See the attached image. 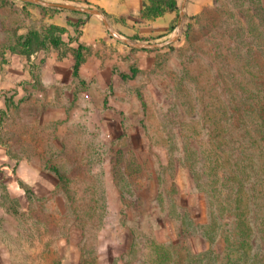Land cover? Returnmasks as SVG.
<instances>
[{"label":"rangeland","instance_id":"obj_1","mask_svg":"<svg viewBox=\"0 0 264 264\" xmlns=\"http://www.w3.org/2000/svg\"><path fill=\"white\" fill-rule=\"evenodd\" d=\"M41 1L0 0V264H264V0Z\"/></svg>","mask_w":264,"mask_h":264},{"label":"trees","instance_id":"obj_2","mask_svg":"<svg viewBox=\"0 0 264 264\" xmlns=\"http://www.w3.org/2000/svg\"><path fill=\"white\" fill-rule=\"evenodd\" d=\"M158 1L162 2L165 5L166 10L169 11L178 10V0H158ZM47 43L58 46L59 44H61V38L54 36L41 37V35H39V33H37L36 31H31L25 36L23 41V46L25 49H27L26 50L27 52L25 53H29L30 51L46 47Z\"/></svg>","mask_w":264,"mask_h":264},{"label":"water","instance_id":"obj_3","mask_svg":"<svg viewBox=\"0 0 264 264\" xmlns=\"http://www.w3.org/2000/svg\"><path fill=\"white\" fill-rule=\"evenodd\" d=\"M37 2H40V3H47V2H43L41 0H35ZM63 7H66V8H69V9H73V10H77V11H84V12H89V13H94V14H98L100 16H103L102 12H100L99 10H95V9H89V8H82V7H79V6H74V5H62ZM173 38H171L170 40L168 41H165V42H162V43H157V44H154V45H150V44H137V46L139 47H155V46H162L164 44H167L168 42L172 41Z\"/></svg>","mask_w":264,"mask_h":264},{"label":"crops","instance_id":"obj_4","mask_svg":"<svg viewBox=\"0 0 264 264\" xmlns=\"http://www.w3.org/2000/svg\"><path fill=\"white\" fill-rule=\"evenodd\" d=\"M129 2H130V1H129ZM109 3H110V2L108 1V2H107L106 4H104V5H107V4H109ZM104 5H102V4L100 5V4H99V6H96V8H97L100 12H102L103 14H105V15L107 16V13L112 11V5H111V8H110L111 10H110V9L107 10V8H106ZM138 5H139L140 8L142 9V8H143V5H144L143 0H139ZM135 11H136V9H135ZM170 12L173 13L174 11H170ZM169 17H175V18H177V13H176V16L170 14ZM111 32H112V34H113V31H111ZM132 37H135V36L133 35ZM109 43H111V42H109ZM138 47H139V46H138Z\"/></svg>","mask_w":264,"mask_h":264}]
</instances>
